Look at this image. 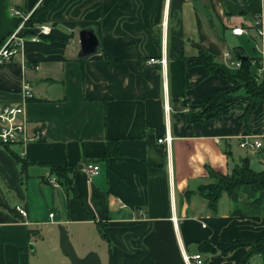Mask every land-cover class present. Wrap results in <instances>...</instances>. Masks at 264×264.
Masks as SVG:
<instances>
[{
  "label": "crops",
  "instance_id": "crops-1",
  "mask_svg": "<svg viewBox=\"0 0 264 264\" xmlns=\"http://www.w3.org/2000/svg\"><path fill=\"white\" fill-rule=\"evenodd\" d=\"M12 8L33 13L34 29L45 24L50 33L26 38L21 54L0 62V104L23 106L30 132L44 131L39 141L0 146V264H197L184 259L195 254L203 264H238L243 248L204 255L199 243L263 237L264 191L240 186L232 200L223 193L214 214L197 189L208 180L206 166L231 171L245 135L262 140L256 151L264 165V101L248 129L237 109L201 124L180 115L229 86L198 58V46L225 67L224 54L232 59L240 49L264 74V37L254 28L263 0H169L167 9L164 0H0V45L20 23ZM85 28L99 48L78 58ZM233 28L245 33L235 36ZM243 38L261 55H249ZM163 49L162 70L147 61ZM166 133L169 152L158 142ZM107 152L115 157L103 159ZM87 162L99 175L89 179L77 168L73 191L49 182L48 165ZM247 264L263 262L254 256Z\"/></svg>",
  "mask_w": 264,
  "mask_h": 264
},
{
  "label": "trees",
  "instance_id": "trees-1",
  "mask_svg": "<svg viewBox=\"0 0 264 264\" xmlns=\"http://www.w3.org/2000/svg\"><path fill=\"white\" fill-rule=\"evenodd\" d=\"M37 25L36 18L32 15L22 31V36L34 35L37 33L34 26ZM157 41V38H156ZM236 60H240L242 55L240 49H233ZM198 58H202L206 68L214 75L220 76L223 80L229 83V86L224 89L215 90L209 98L201 104L200 107L189 106L185 113L180 115V118L185 123H203L210 119H215L220 116H227L232 110L244 111L240 116V120L248 129V119L250 115L256 111L258 105L264 101V74H258V61L252 63V59L247 56L246 60L240 61V68L230 69L218 62L214 55L209 54L198 46ZM176 55L185 59L186 55L176 53ZM249 96V101L246 107L242 108V104L237 100V92L243 91ZM9 145H3L7 147ZM227 157H231L229 147L224 150ZM115 157L114 153H105L102 158L107 160L108 157ZM50 174L55 178L56 182L65 189L72 188L71 173L80 165L70 166H54L48 165ZM208 178L213 180L211 183H204L197 189V194L200 198L206 201L208 209L216 213L218 201L221 195L225 193L229 199L237 198L236 190L240 186L249 185L259 191H264V169L255 171L251 168L250 159L248 156L241 158L238 163L231 166L230 174H223L219 171L206 166ZM97 228L101 233L102 238L107 239V230L105 224L98 222ZM29 236H32L31 231H28ZM202 253L213 254L219 253L223 256H229L237 248L244 249V256L238 264H247L254 256H260L264 264V235L260 239L241 238L227 243H219L212 245L208 240L199 243Z\"/></svg>",
  "mask_w": 264,
  "mask_h": 264
},
{
  "label": "built area",
  "instance_id": "built-area-1",
  "mask_svg": "<svg viewBox=\"0 0 264 264\" xmlns=\"http://www.w3.org/2000/svg\"><path fill=\"white\" fill-rule=\"evenodd\" d=\"M165 1V9H167L169 0ZM188 3H192L196 0H183ZM12 13L18 17H20V23L18 27L8 36L0 45V62H8L11 61L14 56H17L22 53L24 42L26 38H30V40L36 41L40 35H48L50 33V28L45 24H40L36 31L37 33L31 36H22L21 33L25 29V25L27 21L30 20L33 13H25L22 14L15 8L11 9ZM255 33L256 36L259 38H263L264 35V14H259L255 18ZM167 21L166 17L161 23L162 30L165 32L167 29ZM232 33L235 36H242L245 33L243 28H233ZM164 49L162 50L160 57L157 58H150L147 62L149 64H156L158 63L163 70L166 65V55L164 53ZM224 57L227 59L228 66H234L236 68H240V60H232L230 59V53H225ZM23 97L25 99L32 96L31 88L28 85L23 87ZM168 106L165 105V111L168 112ZM44 131L42 129L35 130L34 132H30L28 121L26 117H24V108L23 106L13 104V105H3L0 104V146L3 145H12L14 143L18 144H27L32 141H39L43 136ZM238 146L241 149H250L253 151L260 150L263 146L262 140L259 138H255L250 135H245L239 138ZM158 142L164 143L168 152L170 151L172 138L169 133L163 138H159ZM80 169L87 174L88 178L91 179L97 175H99V166L92 162H87L80 165ZM49 182L54 185L58 186L56 180L53 178L49 180ZM21 215L25 216V211L17 206L16 207ZM51 216V215H50ZM174 223H176V218H173ZM184 259L187 263L191 260H194L197 264H203L202 257L199 254L191 255V257L184 255Z\"/></svg>",
  "mask_w": 264,
  "mask_h": 264
},
{
  "label": "rangeland",
  "instance_id": "rangeland-1",
  "mask_svg": "<svg viewBox=\"0 0 264 264\" xmlns=\"http://www.w3.org/2000/svg\"><path fill=\"white\" fill-rule=\"evenodd\" d=\"M263 2H264V0H263ZM264 37V36H263ZM244 40V46H245V51L249 54V55H253V49H255V52H257V54H260L261 55V52H260V50L257 48V50H256V47L257 46H255L256 44H255V42L253 41V40H250V39H247V38H243ZM234 42H230V44H229V49H230V51H232L231 49H232V47L234 46H237V44H233ZM237 43H239V42H237ZM259 43V45H260V43H261V41H260V39L259 38H257V44ZM263 52H264V46H263ZM233 56L235 57V55H234V53H233ZM234 57H232V59L233 60H236V58H234ZM228 64V62H226V65ZM233 68V67H232ZM237 96L239 97V98H245L246 99V104L248 103V101H249V96H247L246 94H245V92H244V90L243 91H239V92H237ZM244 107H246V105H244L243 106V108ZM254 113V112H253ZM242 114H243V112H242ZM252 115V114H251ZM250 115V116H251ZM263 114H260V112H259V114H256L255 116L257 117V119L255 120V121H258L259 120V117L261 118V116H262ZM259 152H257V151H253V150H250V149H247V148H245V149H235L234 150V156H233V160H231V161H233V162H231V164H230V166L229 167H231V165H234V163H238L239 162V158H242V157H245V156H248L249 157V159H250V165H251V168H253L255 171H260L261 169H264V165L263 164H261L260 163V155L258 154ZM231 172V171H230ZM230 172L228 173V174H230ZM208 178V177H207ZM213 180H211V179H209L208 178V180L206 181V183H211Z\"/></svg>",
  "mask_w": 264,
  "mask_h": 264
},
{
  "label": "water",
  "instance_id": "water-1",
  "mask_svg": "<svg viewBox=\"0 0 264 264\" xmlns=\"http://www.w3.org/2000/svg\"><path fill=\"white\" fill-rule=\"evenodd\" d=\"M79 44L81 45L78 53V58H84L90 54H94L98 51L99 43L95 36L93 29L85 28L79 34ZM247 57L243 56L240 61L246 60Z\"/></svg>",
  "mask_w": 264,
  "mask_h": 264
}]
</instances>
